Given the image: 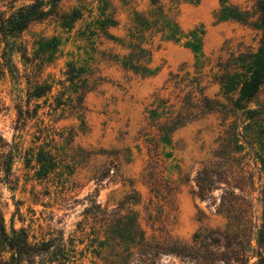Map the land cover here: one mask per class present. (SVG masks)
<instances>
[{"label":"rangeland","instance_id":"374dc122","mask_svg":"<svg viewBox=\"0 0 264 264\" xmlns=\"http://www.w3.org/2000/svg\"><path fill=\"white\" fill-rule=\"evenodd\" d=\"M42 1L49 14L32 22L20 38L29 51L32 42L41 37L58 42L42 75L52 89L46 96L30 101V109L38 105L36 115L19 130L15 129L12 82L0 78V137L4 142L19 144L11 183L5 182L0 173V207L6 231L13 224L35 239L54 237L60 231L64 239L73 236L77 251L84 250L93 239L92 230H99V237L103 230L98 224L93 226L90 219L85 220L84 210L93 205L91 201L100 208L112 209L126 195H132L133 187L140 194V202L128 207L138 212L139 222L149 234L152 226L158 227L159 215L148 204L153 194L142 183L141 172L149 159V145L158 134L157 127L176 116L190 87L198 97L200 88L209 98H221L211 78L215 62L227 52L254 49L258 34L234 21H218L214 13L219 0H164L182 33L194 29L203 32L201 67L194 66L196 54L187 47V38L173 40L157 33L147 44L153 74L141 76L109 60V55L128 50L102 33L88 34L103 1L108 7L106 13L113 11L118 22L116 27L107 28V33L118 39L125 37L134 13L148 11V0H60L57 15L81 8L82 18L71 29L58 20L52 0ZM230 1L246 8L252 5V0ZM29 2L0 0V9L7 13L10 6ZM71 62L89 65L97 82L84 97L85 110L80 117L72 109L75 87L64 75L66 64ZM193 78H198V88L191 82ZM57 102L61 104L53 110ZM182 117L183 125L170 132L157 153L165 177L178 187L177 211L170 212L168 227L176 236L189 240L201 225L223 223L205 201L193 194L196 171L210 159L223 124L217 113ZM48 155L55 164L45 173L43 159ZM198 212L201 221L197 220ZM90 249L83 251L82 264H99L101 261Z\"/></svg>","mask_w":264,"mask_h":264},{"label":"trees","instance_id":"16d2710c","mask_svg":"<svg viewBox=\"0 0 264 264\" xmlns=\"http://www.w3.org/2000/svg\"><path fill=\"white\" fill-rule=\"evenodd\" d=\"M52 1V10L64 27L71 29L82 18L81 8L57 15L60 0ZM148 1V11L134 13L125 37L118 39L107 33L106 29L116 27L118 22L113 11L106 13L108 7L103 1L88 35L102 33L128 50L124 54L109 55V60L141 76L153 74L149 66L151 49L147 44L157 33L173 40L187 38V47L196 54L194 66L201 67L203 32L194 29L182 33L164 0ZM49 11L42 0L10 6L7 13L0 9V78L10 79L14 88L16 130L36 115L38 105L30 109V101L46 96L52 89L42 75L58 42L55 38L48 41L41 37L32 42L29 51L27 43L20 38L32 22L43 20ZM214 17L255 30L257 46L218 57L211 78L221 98H209L200 88L198 97L190 87L176 116L157 127L158 134L149 145L150 155L141 178L153 194L148 204L158 212V227L152 226L151 233L147 234L139 222L138 212L128 207L140 202V194L133 187L132 195H126L112 209L100 208L91 201L93 205L84 210L85 220L90 219L93 226L98 224L103 230L101 237L99 230H92L93 239L81 251H77L73 236L64 239L60 231L54 237L35 239L25 229H15L10 224L7 232L0 207V264H82L83 251L88 247L101 261L99 264H175V261L178 264H264V98L261 97L264 92V0H252L249 8L219 0ZM64 75L75 87L72 109L80 117L84 114L86 93L97 86L93 71L89 65L77 66L71 62L66 64ZM191 82L198 88V78ZM59 104L51 108L55 110ZM202 113H217L223 129L210 159L196 171L193 194L205 201L223 223L214 227L201 225L189 240H184L168 227L170 212L177 211L178 187L165 177L157 149L161 142H167L171 131L183 125L182 115ZM18 153V142L7 143L0 137V173L5 182L11 183L12 163ZM43 160L46 164L42 168L48 173L54 168V158L48 155ZM199 214L197 220L201 221Z\"/></svg>","mask_w":264,"mask_h":264}]
</instances>
